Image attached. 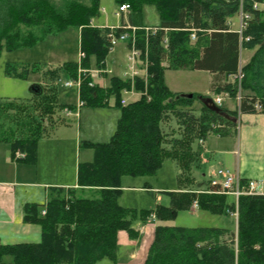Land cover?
<instances>
[{
    "label": "trees",
    "instance_id": "trees-1",
    "mask_svg": "<svg viewBox=\"0 0 264 264\" xmlns=\"http://www.w3.org/2000/svg\"><path fill=\"white\" fill-rule=\"evenodd\" d=\"M82 1L68 0L59 9L50 0H0V52L3 47L6 51L32 47L47 36L79 28L84 57L79 64L64 65L65 73L69 79H77L78 75L81 78L79 98L83 106L107 107L111 95L120 108L113 136L106 143L87 142L95 150L94 159L77 169L78 186L96 189V198H80L73 190H57L45 205L44 216L42 205L24 207L23 221L40 226L41 240L13 245L0 242V264H102L105 259L115 262L118 233L123 231L137 239L138 233L132 228L136 221L145 223L150 216L159 221L173 220L177 211L189 210L195 201L200 210L211 214L232 211L234 207L227 203V196L215 193L218 187H210L198 193L193 189L171 192L170 207L157 205L153 211L136 213L117 202L120 179L155 175L164 160L172 159L180 171L179 183H184L183 176L187 174L186 181L191 182L194 179L189 178L190 172L200 164V152L192 148L194 141L233 133L239 114H264V10L252 8L254 2L264 4V0H116L118 6L129 5V23L133 27H146L140 21L143 6L153 5L159 14L155 34L146 36L140 29L136 32V46L142 58H147L148 76L146 88L143 80L136 78L135 89L146 90V95L126 106L120 104V92L130 88L129 80L111 76L107 88L93 83L91 58L97 69L103 67L110 53L108 30L90 25L98 13L99 0H89L88 4ZM240 7L250 15L241 35L229 31L226 24ZM191 29L197 30L193 44ZM255 47L254 55L241 67L243 96L237 110L221 109L207 96L173 93L165 85L164 62L170 70L208 71L213 75L210 88L214 95L225 93L235 99L237 82L227 76L238 72L240 51ZM79 69L86 72L79 73ZM6 75L24 77L27 71L18 73L8 68ZM32 91L35 101H46L39 103V108L35 105L37 116L32 117V122H18L16 117L24 107L15 102L0 107V120L3 112L13 113L12 119L0 122V142L10 145L13 157L21 152V159L28 162L35 161L37 141L45 135L43 121L47 115L52 120L56 107L54 98L42 96L41 86H33ZM195 97L200 102L198 114L193 109ZM255 104L260 111L255 110ZM169 120L175 121L176 133L165 132ZM237 213L236 233L224 228L157 225L143 264H264V196H240Z\"/></svg>",
    "mask_w": 264,
    "mask_h": 264
},
{
    "label": "rangeland",
    "instance_id": "rangeland-1",
    "mask_svg": "<svg viewBox=\"0 0 264 264\" xmlns=\"http://www.w3.org/2000/svg\"><path fill=\"white\" fill-rule=\"evenodd\" d=\"M67 1L68 0H50V2L59 9L64 8ZM82 2L88 4L89 0H83ZM118 7L116 0H99L98 13L91 18L90 25L99 27L101 25L116 24L117 21L120 20L114 16ZM238 15L239 14H235L230 17L235 28L238 27ZM140 21L144 26L148 27L158 25L159 14L155 6H143ZM22 30L24 31L25 28L22 27ZM79 39L80 29L70 27L60 33L47 36L32 47H24L13 51H6L5 47H3L0 52V107L5 103L15 102L24 107L23 111L18 112V118L16 117L18 122H32V117L37 116L34 107L35 105H38L39 108V103L42 102L38 103V101H35L36 97L34 98V91H32L33 86L37 85L42 87V96H46V98H54L56 107L54 114L51 117L52 120L49 121L48 115L45 116L42 126L45 130V135L37 141L36 149L37 159L39 158L38 160H41L50 158V163L52 161L51 156H54V152L57 154H63L64 160H62V156L58 157L57 160H54V164H56V175L53 174V170H50V173H47L48 175H51V178L54 179V181L56 179L57 182L71 183L73 181V175L75 173L74 168L77 162L85 164L86 162L90 163L93 161L95 150L92 147L87 146L86 143L97 144L108 142L116 130L117 119L120 117V108L115 106V97L111 95L108 97L109 107L91 108L90 105L80 107L78 110L80 114L78 119L76 118L77 116L74 115L77 111H73V115L70 117L65 115V112L69 110L67 107L73 105L75 109L76 103L78 102L77 89L75 87L67 89L64 86V83L69 81V78L65 73L63 66L69 63H80ZM124 44L125 42L119 43L112 50L113 52L111 51L109 53L110 55L107 58V62H109L111 58L119 56L122 59L120 63H123L124 61L125 66L127 49L126 51L124 50ZM91 61L93 67H95V60L93 57L91 58ZM8 68L11 70L16 69L18 73L25 69L27 75L24 77L8 76L6 75V70ZM119 75L121 76L122 73H119ZM98 76L99 75H96L95 78ZM166 80L170 89L177 90V92L181 93H184V91L193 84H197L198 87L204 85L201 81H199V83L196 82L188 73L181 72L167 73ZM229 80L232 81L231 78H229ZM146 85L144 84V89L146 88ZM51 91H53L54 94ZM222 97L223 100L218 107L221 109L230 107L227 96L222 95ZM121 98L131 99L129 96L123 95V93L120 92V99ZM42 103L45 104L46 101H43ZM199 103L198 98L195 97L193 99V109L197 114L199 113L200 108ZM231 104L233 105L235 103ZM12 116L13 113H7L5 111L1 115L2 120H0V122H7V119H12ZM174 122V120H169L164 126L166 133H176ZM103 131L107 133L103 134ZM176 136L178 135L176 134ZM200 142L201 141L198 140L194 141L192 144L193 150L201 152L203 158V161L199 166L190 172L189 178L196 180H192L191 182L186 181L188 178L187 174V176H183L184 183L179 184L178 175L180 174V171L177 163L172 159H166L163 161L155 175L145 177L123 176L120 179L121 193L117 199L118 204L121 207L137 211L136 213H139L140 210L153 211L156 209L157 205L170 207V193L176 189L178 190L180 187L185 188V190L206 188L207 182L203 174L210 165L216 166V169L221 168L224 170L229 169L230 166L215 162L217 161L215 155L204 153ZM5 148V145H0V180L5 179V176L8 175L5 170L1 172L3 167V158L1 154ZM38 151H40L41 154L39 157ZM46 152H48V155ZM19 167H29L32 171L29 176L27 171H25L22 174V177L19 176L18 180H21L22 182H34L36 168L31 166L28 162ZM44 177L45 176H42V178ZM8 178L11 179L10 175ZM198 192L204 191L197 190L195 193ZM77 194L80 198H96V196L91 193H85L84 195L83 193ZM227 197L231 201V203H229L231 205L233 203V197L229 195H227ZM191 207L192 209H195L193 204L189 209ZM152 219L154 220L153 216ZM159 223L172 225L174 227L230 229L234 227L235 218L227 215V213L211 215V213H207V211L205 212L200 209L199 211L179 210L173 220H156L154 222L151 221L147 225L154 229ZM148 236L149 234L145 236V239ZM142 245L143 243L139 245V250L145 249ZM143 246H145V244ZM134 249H136V247ZM108 263V260H103V264Z\"/></svg>",
    "mask_w": 264,
    "mask_h": 264
},
{
    "label": "crops",
    "instance_id": "crops-1",
    "mask_svg": "<svg viewBox=\"0 0 264 264\" xmlns=\"http://www.w3.org/2000/svg\"><path fill=\"white\" fill-rule=\"evenodd\" d=\"M264 9V6H261ZM239 16V15H238ZM240 17H238V27L235 28L233 26L232 21L230 18L227 19L226 24L228 25L229 31L237 32L240 23ZM130 25L129 23V16L128 14L122 16L116 24L110 25H101L99 27H110V26H118V25ZM157 26V25H156ZM97 27V26H95ZM148 27V26H146ZM124 50L126 51L127 46L124 44ZM258 47L253 49H242L240 51V58H239V68L245 66L251 57L254 55L255 51ZM113 52V51H112ZM110 54H108L109 56ZM124 55V54H123ZM105 63L101 69H97V67H93L91 61V74L93 77V83L98 85L102 88L109 87V79L111 76L118 77L122 80L123 72L126 70V62L124 66L123 63H120L122 59L119 56H115V58H111L109 62H107V58ZM125 56V55H124ZM166 69L164 71V82L168 89L173 93H181L177 92V90L170 89L167 80L166 74L169 72H181V73H188L191 75L196 82L199 83L201 81L204 85L198 87L197 84L191 85L188 87L183 94L191 93L197 95H203L210 98L214 96H221L225 95V93L214 95L211 91V83H212V74L208 71H201V70H170L167 69L168 64L164 62L162 64ZM99 70L101 73L98 77L95 78L96 74L93 71ZM119 73H122L120 76ZM111 75V76H110ZM228 79L232 78V76H227ZM99 80V81H98ZM98 81V82H97ZM68 89V88H67ZM182 94V93H181ZM223 98V97H222ZM226 98V97H225ZM230 104V107H225L226 109L233 111L237 110L238 104L235 99L227 98ZM81 101L79 98V93L77 91V102ZM235 103V104H231ZM109 104V102H108ZM78 103H76L75 109L73 106L72 111H77V119L79 118V108L77 107ZM86 107V106H81ZM109 107V106H107ZM93 108V107H91ZM104 108V107H99ZM119 119V118H118ZM117 119V121H118ZM108 130V127H107ZM107 132L103 131V134ZM5 145V150L2 152L1 156L3 158L2 161V169L1 172L4 170L6 171L7 176L5 179L0 180V242L4 245H13V244H21V243H38L41 240V228L37 224L33 223H25L23 221V211L24 207L29 205H42L43 209L45 210V205L49 201V198L52 194H55V191H70L73 190L76 195L77 193H91L94 196L97 195L96 189L91 188H80L77 182V169L78 166L81 165L77 162L75 166V173L73 175V181L71 183L68 182H57L56 179L51 178L50 170H53V174L56 175L54 160L58 159V157L62 156V160H64L63 154H57L54 152V156L52 157V161L50 163V158H45L38 160L37 159V149H36V157L35 161H25V159H15L11 154V148L9 144L6 142H0ZM201 148L204 153H211L215 155V158L218 164L228 165L230 166L228 170L235 176H239L243 182L253 181L255 184V192L257 195L264 196V114L261 113H253V114H239L237 120V126L233 133H229L226 136H209L205 141L200 142ZM39 147V146H38ZM21 153V152H16ZM48 155V152H46ZM40 151H38L39 157ZM200 163L203 161L202 153L200 152ZM28 162L36 168V174L34 182H22L19 181V176L22 177V174L27 171L29 176L30 172L32 171L31 168L19 167L22 164ZM89 163V162H86ZM216 165V164H215ZM228 168V167H227ZM221 168H217L216 166L210 165L206 170L203 176L206 179L207 187L201 189H194L193 190H207L211 186L209 185L210 177L215 173L216 170ZM224 170V169H223ZM11 177L9 179L8 177ZM48 175V176H47ZM42 176H45L42 178ZM179 176V175H178ZM196 180V179H194ZM179 182V181H178ZM195 182V181H194ZM180 184V183H179ZM139 189V188H137ZM185 188H178V190H174L173 192H183ZM227 203H231V201L227 197ZM41 210V212H42ZM190 211L198 210V208L189 209ZM46 211V210H45ZM206 212V211H205ZM208 213V212H207ZM227 213V211H226ZM212 215V214H211ZM227 215L231 216L229 213ZM233 217V216H232ZM235 218V217H234ZM156 221L152 219V216L149 217L145 223L141 222H134L132 228L135 232L138 233L137 239H131L126 232L120 231L117 236V250H116V259L115 262L109 261L108 264H143L144 260L147 256V251L149 246L151 245L153 238H154V229L150 228L147 225L150 222ZM160 226H169L174 227L168 224H158ZM227 229V228H224ZM236 233L237 230V219L235 218L234 227L228 229ZM149 236L145 239L147 234ZM145 234V235H144ZM145 239V240H144ZM145 249L139 250V245ZM136 247V249H134ZM130 248V249H129ZM107 260V259H105ZM103 264V261L101 262Z\"/></svg>",
    "mask_w": 264,
    "mask_h": 264
},
{
    "label": "built area",
    "instance_id": "built-area-1",
    "mask_svg": "<svg viewBox=\"0 0 264 264\" xmlns=\"http://www.w3.org/2000/svg\"><path fill=\"white\" fill-rule=\"evenodd\" d=\"M260 7V4L257 2H254L252 5V8L254 10H258ZM129 5L128 4H122L118 7V10L114 14V16L117 19H120L122 16L129 13ZM240 17V23L237 33L240 35L243 33L247 26V22L250 19V15L248 13H244L240 7V10L238 12ZM100 29H107L108 33L106 34V39L109 45L110 52L121 42H125L127 46V52H126V70L123 72V79L130 81V88L123 89L121 92L123 95L129 96L131 99H120V104L123 106H126L130 102L138 100L141 96L146 95L145 91H137L135 89V79L140 78L143 80L144 84L146 85L147 80V58L146 55H144V59L141 55V50L137 48V30H143L145 35L149 34H155L159 29L156 27H143V28H137L133 26H129L127 24L125 25H118V26H110V27H99ZM165 32H167V29H164ZM190 34V41L193 43L196 40V32L197 30L191 29ZM146 40V39H145ZM248 40V39H246ZM164 46L167 45V39L163 41ZM147 51V45H145V54ZM80 57L83 58L84 54L80 52ZM85 70L79 69V73H85ZM92 73V72H91ZM94 74L99 75L101 71L96 70L93 71ZM232 79L236 80L237 82V95H236V101L239 104L243 92L241 89V81L243 79V74L241 72V68L238 69V72L232 76ZM81 84V78L79 75L77 76V79H70L69 81L64 83V86L66 88H72L75 87L79 93V88ZM91 85V84H90ZM223 98L220 96H216L213 98V102L216 105H220ZM83 106V102L79 101L77 107ZM254 108L256 111H260V106L258 104L254 105ZM65 115L67 117H70L73 115V111L68 110L65 112ZM75 116H77V112L74 113ZM24 155L22 153H15V159H21ZM209 185L211 187H218V191L215 193L222 194V195H229L233 197V207L234 209L232 211H227L231 216L237 218V206H238V198L240 196H252L257 195L255 192V184L253 181H247L243 182V180L239 176H235L228 170L219 169L216 170L215 173L210 177L209 179ZM194 207H198L197 202L195 201L193 203ZM46 211L42 210L41 214L45 215ZM154 217V216H153Z\"/></svg>",
    "mask_w": 264,
    "mask_h": 264
},
{
    "label": "water",
    "instance_id": "water-1",
    "mask_svg": "<svg viewBox=\"0 0 264 264\" xmlns=\"http://www.w3.org/2000/svg\"><path fill=\"white\" fill-rule=\"evenodd\" d=\"M188 97H189V98H191V97H192V95H191V94H189V95H188Z\"/></svg>",
    "mask_w": 264,
    "mask_h": 264
}]
</instances>
